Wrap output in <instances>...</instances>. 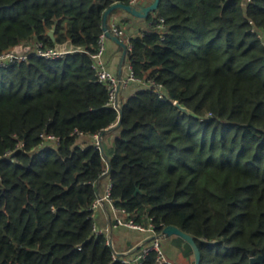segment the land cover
<instances>
[{"label": "trees", "instance_id": "trees-1", "mask_svg": "<svg viewBox=\"0 0 264 264\" xmlns=\"http://www.w3.org/2000/svg\"><path fill=\"white\" fill-rule=\"evenodd\" d=\"M116 2L132 0H0V54L29 53L0 67V264H128L94 229L106 179L135 222L191 234L200 264H251L264 254V0H160L123 65L164 99L133 82L103 155L93 136L119 112L92 55ZM38 43L69 51L39 58Z\"/></svg>", "mask_w": 264, "mask_h": 264}, {"label": "crops", "instance_id": "crops-1", "mask_svg": "<svg viewBox=\"0 0 264 264\" xmlns=\"http://www.w3.org/2000/svg\"><path fill=\"white\" fill-rule=\"evenodd\" d=\"M153 0H135V5H148ZM113 23H121V29L124 32L125 41L128 43L129 36L139 33L148 27L149 22L145 18L132 16L130 13L120 9L112 17ZM27 48V47H25ZM122 48L111 39L106 40V50L104 53L105 61L109 69L118 75L121 74L123 79H126L129 73V66L123 65L120 68ZM137 89V85L133 82L123 85L119 92V100L125 99L133 94ZM83 141V138H81ZM108 179L103 182V188L106 186ZM122 214L117 210V207L110 202H105L97 207L93 217L95 220L96 229L105 232L108 239L111 241L113 248L124 256L125 259H134L142 252V249L151 244L148 241L132 251L134 247L140 245L141 241L148 237V233L144 231L130 228L125 225L113 226L114 219ZM126 216V215H124ZM113 226V227H112ZM159 244L164 255L174 264H194L193 252L187 251L186 241L177 235L162 237L159 239ZM142 260V259H141ZM140 260V261H141Z\"/></svg>", "mask_w": 264, "mask_h": 264}, {"label": "built area", "instance_id": "built-area-1", "mask_svg": "<svg viewBox=\"0 0 264 264\" xmlns=\"http://www.w3.org/2000/svg\"><path fill=\"white\" fill-rule=\"evenodd\" d=\"M135 0H132L131 3H133ZM250 1V0H247ZM163 19H161L162 21ZM111 31L119 36L124 42V32L122 29L118 28L116 23H112L111 25ZM106 40L107 37L105 33L103 32L99 36V45L97 51L92 55L94 59L93 67L96 70V76L99 81L106 82L108 84L109 88V104H111L114 108L118 110L120 106L119 104V94H117V85H118V77L115 73H113L104 58V53L106 50ZM127 44V42H125ZM128 47V44H127ZM69 50L63 49V48H44L40 43L36 44L33 50L30 52L34 54L35 56L39 58H45V59H54V58H59L63 57ZM27 52H14V51H7L4 53L0 54V67L1 66H7L10 63L20 61V60H25L28 57ZM131 82H137V83H143V84H148L150 86L153 92H155L159 98L164 99V94L162 92V86L158 83H155L153 81H148V82H142L139 78H137L131 70H129V73L126 77V79L122 78V86L126 85ZM119 112V111H118ZM116 123V122H115ZM113 123L112 125H114ZM100 134V133H99ZM99 134H95L93 136L94 142L97 145V147L100 148L99 146ZM43 136V135H42ZM44 138L47 139H53L57 140V138L53 135H46L43 136ZM9 153H5L4 155H0V159L3 158L4 156H8ZM112 187L111 181L108 180L106 186L104 187V190L101 194L98 195V197L95 199L93 204L90 207V210H92V213L94 214L95 210L97 207L101 206L105 202H110L112 203V198L110 197V189ZM117 210L122 214L121 216H118L114 219V222L112 223L113 226H118V225H125L130 228H135L139 230H147L148 231V236L150 235H156L157 233L155 232V224L153 222H149L147 226L135 222L130 216L129 213L126 212L124 208H119L117 207ZM92 214V215H93ZM126 215V216H124ZM112 226V227H113ZM96 232H101L94 228ZM159 239H154L151 241V244L146 246L145 248L142 249V252L138 255L137 258L134 259H125L123 257L119 256V253L113 248V259H120L124 263L128 264H137L140 262L141 259H143L150 251H155L156 252V262L155 264H174L172 261L167 259V257L164 255L161 246L159 244ZM107 243L112 247L111 241L108 239Z\"/></svg>", "mask_w": 264, "mask_h": 264}, {"label": "water", "instance_id": "water-1", "mask_svg": "<svg viewBox=\"0 0 264 264\" xmlns=\"http://www.w3.org/2000/svg\"><path fill=\"white\" fill-rule=\"evenodd\" d=\"M160 0H153L150 4L148 5H135L133 3L130 4H123L121 2H116L113 3L112 5H110L104 12L103 14V24H102V28L103 31L106 35L107 38L111 39L112 41H114L116 44H118L121 48H122V54H121V61H120V70H121V66L124 62L125 59V55L127 52V44L116 34H114L113 32H111L108 28V24H107V19L109 14L111 13L112 10L114 9H122L128 13H130L132 16L134 17H138V18H145L149 15L150 12L155 11L158 6H159ZM49 34L51 35V37L54 39V34H53V29L50 30ZM119 81H118V85H117V94H119L121 87H122V77L121 74L119 73L117 75ZM175 105L182 111L194 115V116H198L195 115L190 109H188L187 107L181 105L178 101L175 102ZM119 111V117L117 122L114 125L109 126L107 129H105L103 132H101L99 134V146L101 149V152L103 155H105V150H104V145H103V136L106 132L108 131H112L117 129L121 122H122V116H123V110L122 107L118 108ZM108 170H110V164L108 161ZM172 235H177L179 237H181L184 241H186L193 252V256H194V264H200L201 263V251L199 249V246L197 245L196 241L194 240V237L189 234L184 232L183 230H181L179 227H177L176 225H167L165 226L162 231L156 235H152L150 237H147L145 239H143L140 243V245L136 246L133 248L132 251L136 250L138 247H140L141 245H143L144 243L152 240V239H159L162 237H169ZM264 261V254H260L258 256L255 257H251L250 263L251 264H256V263H260L263 264Z\"/></svg>", "mask_w": 264, "mask_h": 264}, {"label": "rangeland", "instance_id": "rangeland-1", "mask_svg": "<svg viewBox=\"0 0 264 264\" xmlns=\"http://www.w3.org/2000/svg\"><path fill=\"white\" fill-rule=\"evenodd\" d=\"M113 23V22H112ZM112 23H111V25H112ZM110 30V29H109ZM111 31V30H110ZM112 32V31H111ZM125 36V35H124ZM114 222V221H113ZM139 230V229H138ZM142 231H144L145 233H148V231L147 230H142ZM158 234V233H157ZM150 236H152V235H150ZM150 236H148V237H150ZM160 239V238H159ZM152 240H154V239H152ZM152 240H150V241H152ZM112 248H113V246H112ZM120 256V255H119Z\"/></svg>", "mask_w": 264, "mask_h": 264}]
</instances>
